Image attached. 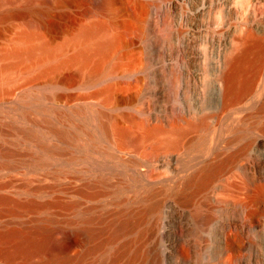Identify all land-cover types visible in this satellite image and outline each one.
Here are the masks:
<instances>
[{"label":"rangeland","instance_id":"obj_1","mask_svg":"<svg viewBox=\"0 0 264 264\" xmlns=\"http://www.w3.org/2000/svg\"><path fill=\"white\" fill-rule=\"evenodd\" d=\"M28 1L49 3L48 27L32 12L0 20V230L61 242L0 264H264V53L223 104L229 58L248 33L264 41V0H0V12ZM97 20L117 45L99 65L66 64ZM23 32L31 55L11 53ZM215 164L206 187L186 181Z\"/></svg>","mask_w":264,"mask_h":264},{"label":"bare ground","instance_id":"obj_2","mask_svg":"<svg viewBox=\"0 0 264 264\" xmlns=\"http://www.w3.org/2000/svg\"><path fill=\"white\" fill-rule=\"evenodd\" d=\"M109 1L110 0H96L95 6L97 9L102 10V11L111 10L109 9V6L111 5L110 4L111 2ZM49 10H50V5L48 2H45L42 4H34L28 1L18 6L12 5L10 7H7L4 11H1L0 20L6 17H10V16H17L24 12H32V13H35L39 18H41V23L44 27H48V23L46 22L44 17L46 16L47 12H49ZM139 21L140 20H138V22ZM104 29H105V22L102 20H97L90 25L81 27L77 31L76 36L74 37L75 38L74 42L79 46V48L70 59L65 60L66 61L65 63L67 64L70 62H78V63L84 64L88 62L90 58H92L93 56H96L97 59H96L95 64L97 65L101 64L106 59L109 52H111L114 49V47L117 45L116 43L118 42V38H117L118 36H111L107 38L99 37V34L102 33ZM137 37H140V32H139L138 27L136 30V38ZM31 38H32L31 33L23 32L20 36L21 44H19L13 50H11V53L13 54L24 53L26 55H31L34 50V47L29 44V41L31 40ZM95 38H98V39L95 40ZM93 39L95 40V42L90 47L88 43L90 40H93ZM39 48L41 50V53L45 56H51L53 53V51L49 48L47 44L42 43ZM263 53H264V41H262L260 38L252 36L251 33L246 34L240 47L237 48L236 52L229 58V61H228L227 71L225 72V75H224L223 104H226L229 100H231L235 96L236 92L238 91L245 92L248 86L251 85L253 77L254 79L256 77L255 75L257 73L256 72L257 66H259L257 64L258 60L262 56ZM128 116L130 115H127V117ZM100 127L101 129L105 130L104 122L100 123ZM158 127H154L153 130L158 129ZM173 128H175V126H173ZM119 130H117V132H119ZM122 131L123 130H121V132ZM123 134L125 135V133ZM248 146H249V141L244 143L239 153H237L235 160H237L241 155L244 154ZM231 161L233 162V160ZM219 166L220 164L218 165V167ZM231 166H232V163H231ZM220 172H221L220 167L218 169L217 165L216 167L212 165L208 167V169H205L202 172H195L189 175L186 178V181L193 182L197 187H200V188L203 186L206 187V185L210 184L209 182L212 179L216 178L220 174ZM256 195L258 198L264 195V182L257 186ZM256 195L254 196L256 197ZM184 200L186 203L190 204L193 202V196L187 195L184 197ZM0 202L9 204V198L1 195ZM13 202L15 204L10 206L9 209L12 212H15L16 201L14 200ZM50 202H45V203H40V204L34 203V202H27V203L23 202L22 206L26 209H34V208L44 209L48 207ZM53 204H56V203H53ZM150 209H152L151 210L152 212L156 213L158 209V204L155 203V205H152V208ZM259 210L264 212V206L262 205ZM251 216L253 218L255 217L254 212L251 213ZM149 225L150 226L148 230L150 231L149 234L151 235V233L153 234L154 232L155 220H152ZM121 227H122V224L118 225L117 228L113 229V232H112L113 234L109 238L110 240L113 239V236L117 233V230L120 229ZM36 229L38 228L34 227L32 231H23V230H19L16 228L6 229V231L0 230V241L7 240L11 242V245L8 247L10 249L0 247V255L12 256L14 254H28V253H31L39 249L44 244H48V245L50 244L52 246H55L57 245L56 243H58L61 240L59 236L56 237L55 235L51 237L49 236L50 238L48 237L44 238L46 240L44 239L41 240L40 238H37V233H35ZM151 262H153V259L151 260Z\"/></svg>","mask_w":264,"mask_h":264},{"label":"water","instance_id":"obj_3","mask_svg":"<svg viewBox=\"0 0 264 264\" xmlns=\"http://www.w3.org/2000/svg\"><path fill=\"white\" fill-rule=\"evenodd\" d=\"M143 22H144V18H142V20L139 22V25H138L140 37L142 36V33H143Z\"/></svg>","mask_w":264,"mask_h":264}]
</instances>
